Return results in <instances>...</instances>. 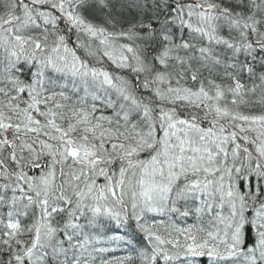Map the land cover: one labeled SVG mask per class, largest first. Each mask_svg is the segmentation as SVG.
I'll list each match as a JSON object with an SVG mask.
<instances>
[{"label": "snow or ice", "instance_id": "obj_1", "mask_svg": "<svg viewBox=\"0 0 264 264\" xmlns=\"http://www.w3.org/2000/svg\"><path fill=\"white\" fill-rule=\"evenodd\" d=\"M0 264H264V0H0Z\"/></svg>", "mask_w": 264, "mask_h": 264}]
</instances>
